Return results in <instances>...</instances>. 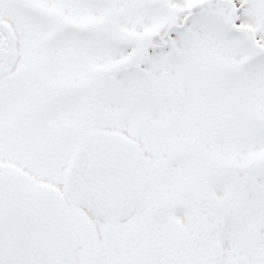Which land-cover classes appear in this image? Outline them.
<instances>
[{
	"label": "snow or ice",
	"instance_id": "obj_1",
	"mask_svg": "<svg viewBox=\"0 0 264 264\" xmlns=\"http://www.w3.org/2000/svg\"><path fill=\"white\" fill-rule=\"evenodd\" d=\"M0 264H264V0H0Z\"/></svg>",
	"mask_w": 264,
	"mask_h": 264
}]
</instances>
